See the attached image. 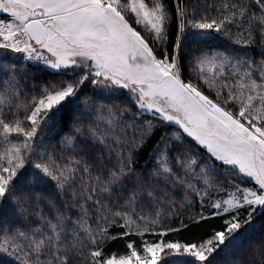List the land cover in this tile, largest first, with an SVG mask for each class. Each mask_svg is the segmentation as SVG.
I'll return each instance as SVG.
<instances>
[{"label": "snow or ice", "instance_id": "snow-or-ice-1", "mask_svg": "<svg viewBox=\"0 0 264 264\" xmlns=\"http://www.w3.org/2000/svg\"><path fill=\"white\" fill-rule=\"evenodd\" d=\"M209 10L0 0V264H216L264 217V0ZM217 38L231 45L190 46ZM36 73L51 79L29 88ZM216 219L197 242L169 239ZM258 231L250 255L264 264Z\"/></svg>", "mask_w": 264, "mask_h": 264}, {"label": "trees", "instance_id": "trees-1", "mask_svg": "<svg viewBox=\"0 0 264 264\" xmlns=\"http://www.w3.org/2000/svg\"><path fill=\"white\" fill-rule=\"evenodd\" d=\"M169 5L171 6L173 3V0H168ZM219 3V0H184V4L188 6L190 13H194L199 19L202 15H216L214 11L209 10L208 12H205V7L208 4H217ZM233 33H237L236 29L232 30ZM211 35H214L213 33H209ZM231 45V40H226L223 38H217L214 40H210L207 45H197L195 43H191V48L195 49L197 47H212V46H228ZM33 73V69H29L28 76L31 77ZM51 79V77L46 76L41 73H36V80L33 81L32 79L27 80L28 87L31 88L34 83H41L45 80ZM88 95H91V92L89 91L87 93ZM118 103H122L123 98L120 101H117ZM75 105L71 106L66 112H65V121L69 124L71 119L74 115L73 108ZM52 136V132L48 130V128H44L42 130V138L44 140V143L47 145H55L59 137H57L55 140H52L50 137ZM138 159V165L143 166L147 156L145 153H141V155L137 158ZM41 190L45 195L53 196V188L47 185L40 186ZM198 208V205H193L192 207H181L174 218H165V222L172 223L173 226H178V223L180 220H187V217L191 215L193 212H195ZM33 211L35 209H32ZM264 224V217H261L257 219L255 222V225L253 228L248 229L247 231L242 230L241 234L238 235L237 239H235L232 244L225 248L223 252L220 253V255L217 257L216 264H226V261L229 260L234 254L235 255H243L249 259H255L257 264H259V257H252L250 255L251 253V243L258 240L260 238L259 228L260 226ZM220 228L221 227V220H211L205 224H203L200 227L191 228L190 230H184L179 233H175L172 236L169 237V239L174 240H180L181 242H197L203 238H206L212 231L213 228ZM148 239H154V237H148ZM245 242L243 246H241V242ZM110 251H119L121 253L125 250V245L123 241H116L111 243L109 246ZM169 264H183V261L185 257L179 256V255H170L167 257Z\"/></svg>", "mask_w": 264, "mask_h": 264}, {"label": "rangeland", "instance_id": "rangeland-1", "mask_svg": "<svg viewBox=\"0 0 264 264\" xmlns=\"http://www.w3.org/2000/svg\"><path fill=\"white\" fill-rule=\"evenodd\" d=\"M209 35H211V34H209ZM213 194H214V195H218V194H217V193H215V192H213ZM219 195H222V194H219Z\"/></svg>", "mask_w": 264, "mask_h": 264}]
</instances>
